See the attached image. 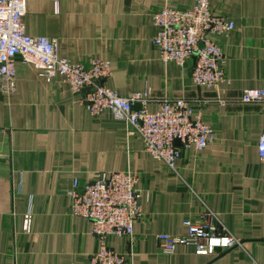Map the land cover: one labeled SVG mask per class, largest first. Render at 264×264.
Wrapping results in <instances>:
<instances>
[{
	"label": "crops",
	"instance_id": "crops-1",
	"mask_svg": "<svg viewBox=\"0 0 264 264\" xmlns=\"http://www.w3.org/2000/svg\"><path fill=\"white\" fill-rule=\"evenodd\" d=\"M194 2L27 0L29 36L55 40L74 64L108 62L104 85L123 97L147 91L150 112L164 99L185 100L212 126L214 140L202 151L182 149L172 173L110 112L90 115L82 93H71L62 77L46 81L17 62L15 94L0 93V264H88L97 239L90 221L69 213L65 191L74 179L85 184L112 172L137 178L143 217L131 240H109L129 264H264V165L256 149L264 102H240L243 91L264 89V0H208L234 23L226 37L213 38L225 73L216 90L193 84L192 61L164 63L152 44L151 13ZM205 207L239 246L215 255L190 246L162 253L157 235H185L183 222L200 223ZM27 210L32 224L25 233Z\"/></svg>",
	"mask_w": 264,
	"mask_h": 264
},
{
	"label": "built area",
	"instance_id": "built-area-1",
	"mask_svg": "<svg viewBox=\"0 0 264 264\" xmlns=\"http://www.w3.org/2000/svg\"><path fill=\"white\" fill-rule=\"evenodd\" d=\"M27 0H0V93L16 92V63L31 67L37 75L50 81L62 77L69 91L82 93L81 104L93 116L105 111L128 126V134L139 138L153 160L176 173V161L182 149L202 151L214 140L213 128L183 99H164L150 112L147 91L120 96L103 81L110 75V64L92 60L87 65L74 64L59 55L58 43L43 36H29L24 27ZM156 29L152 40L164 63L184 65L192 61L191 79L196 87L218 89L225 82L223 55L214 37H226L234 23L215 14L208 0H195L188 9L165 6L151 13ZM99 81H102L99 83ZM222 103V101H219ZM240 102H264V89L243 91ZM135 104L141 108L134 110ZM180 145L175 146L174 141ZM258 161L264 165V133L256 145ZM137 178L128 172L102 173L92 182L81 184L74 179L65 191L69 213L91 222L98 248L88 264H129L127 258L109 245L111 238L132 239L134 223L143 217L139 204ZM32 215L22 217V230L30 231ZM183 236L158 234L156 239L164 254L178 247L190 246L197 255H215L239 246V241L220 223L217 215L205 207L201 222L185 220Z\"/></svg>",
	"mask_w": 264,
	"mask_h": 264
},
{
	"label": "water",
	"instance_id": "water-1",
	"mask_svg": "<svg viewBox=\"0 0 264 264\" xmlns=\"http://www.w3.org/2000/svg\"><path fill=\"white\" fill-rule=\"evenodd\" d=\"M102 81H99V83H101ZM91 90V87H85L84 89H82V93H84V92H87V91H90ZM174 145L175 146H179L180 145V143H179V140H175L174 141Z\"/></svg>",
	"mask_w": 264,
	"mask_h": 264
}]
</instances>
